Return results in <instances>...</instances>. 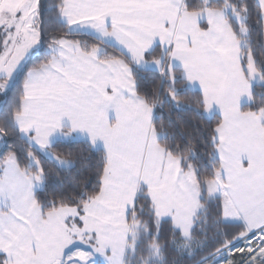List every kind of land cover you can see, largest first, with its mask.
<instances>
[{"label":"snow or ice","instance_id":"snow-or-ice-1","mask_svg":"<svg viewBox=\"0 0 264 264\" xmlns=\"http://www.w3.org/2000/svg\"><path fill=\"white\" fill-rule=\"evenodd\" d=\"M0 264H264V0H0Z\"/></svg>","mask_w":264,"mask_h":264}]
</instances>
